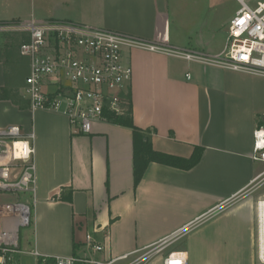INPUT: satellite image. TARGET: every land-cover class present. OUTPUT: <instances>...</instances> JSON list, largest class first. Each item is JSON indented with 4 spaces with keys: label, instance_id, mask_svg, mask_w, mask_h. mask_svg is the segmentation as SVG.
<instances>
[{
    "label": "crops",
    "instance_id": "crops-1",
    "mask_svg": "<svg viewBox=\"0 0 264 264\" xmlns=\"http://www.w3.org/2000/svg\"><path fill=\"white\" fill-rule=\"evenodd\" d=\"M228 2L239 7L237 0H0V22L72 21L215 55L238 9L225 10ZM123 59L133 67V123L152 130L159 151L190 157L203 147L201 160L188 170L151 162L135 187L131 127L99 120L90 133L73 134L61 111L0 98V130L19 125L35 135L32 249L43 257L91 254V234L108 258L169 239L148 264H164L172 252L187 264H258L257 196L241 193L264 170L252 157L254 131L264 126V75L144 49L126 48ZM9 62L12 78L0 56V90L29 101L17 77L23 67L29 73V58ZM56 88L45 81V91ZM22 254L17 264L26 257L43 264Z\"/></svg>",
    "mask_w": 264,
    "mask_h": 264
},
{
    "label": "built area",
    "instance_id": "built-area-1",
    "mask_svg": "<svg viewBox=\"0 0 264 264\" xmlns=\"http://www.w3.org/2000/svg\"><path fill=\"white\" fill-rule=\"evenodd\" d=\"M239 7L229 22L227 40L219 54L171 47L126 33L65 20L0 22V33H24L29 39L20 54L30 60L22 94L33 109L45 108L67 115L73 134H88L93 124L108 115H126L131 101L133 67L123 59L127 49H144L207 65L264 75V0H237ZM46 80L56 86L45 91ZM34 133L19 125L0 130V264H17L18 255L30 253L43 264H148L162 252L169 239L120 256L97 258L105 245L88 234L85 245L91 254L68 257L41 256L23 251L19 231L29 226L36 203ZM253 159L264 163V126L254 131ZM264 185V170L241 195ZM27 193L25 201L19 194ZM15 195L14 200L4 198ZM255 244L258 264H264V194L255 203ZM164 264H187L181 252L170 253Z\"/></svg>",
    "mask_w": 264,
    "mask_h": 264
},
{
    "label": "trees",
    "instance_id": "trees-1",
    "mask_svg": "<svg viewBox=\"0 0 264 264\" xmlns=\"http://www.w3.org/2000/svg\"><path fill=\"white\" fill-rule=\"evenodd\" d=\"M0 98L11 99L15 102H17V100L23 102L26 101L30 104V101L19 97L17 93H14L13 90L7 87H4L0 90ZM108 118V120L114 123L126 125L133 129L135 187H137L140 183L151 162H159L165 165L188 170L196 166L201 160L204 150L201 146H196L190 157H182L155 149L152 141V130L142 129L133 123L132 104L129 106V110L126 115L109 114Z\"/></svg>",
    "mask_w": 264,
    "mask_h": 264
},
{
    "label": "rangeland",
    "instance_id": "rangeland-1",
    "mask_svg": "<svg viewBox=\"0 0 264 264\" xmlns=\"http://www.w3.org/2000/svg\"><path fill=\"white\" fill-rule=\"evenodd\" d=\"M238 8V6L236 5L235 2H228V4H226L225 6V10H233ZM228 29H229V24H227L226 26H224L223 28V32L224 33H228ZM23 40L20 36L17 35H12V34H2L0 33V56H3L6 58V66H7V70H9L10 72V77L12 78L13 73L11 72V68H12V64L10 61V58L13 57L15 60H19L20 58L22 60L26 59V57L21 56L19 54V49H20V44L21 42L25 41H21ZM20 57V58H19ZM24 74H26V71H24V67L20 69L19 72H17V77H18V81H24ZM260 166H262V164H259ZM251 193V192H250ZM264 194V185L261 188L256 189L254 192H252L253 196H261ZM245 195L244 193L241 195L243 196ZM19 197L22 200H26V199H30V195L27 193H21L19 194ZM4 198L7 199H11L14 200L15 195H6ZM34 205H32V219H31V224L29 226H22L20 228L19 231V246L20 249L23 251H28L32 249V243H33V239H34ZM255 257L257 259V252H256V244H255ZM25 254V253H24ZM20 255V254H19ZM23 256V254L21 255ZM97 258H101L100 254L97 253L95 255ZM25 260L22 259V263L23 264H34V259L32 258H24Z\"/></svg>",
    "mask_w": 264,
    "mask_h": 264
}]
</instances>
